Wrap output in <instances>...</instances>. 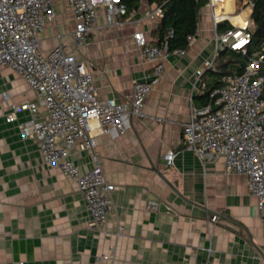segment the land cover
<instances>
[{"label":"crops","instance_id":"obj_1","mask_svg":"<svg viewBox=\"0 0 264 264\" xmlns=\"http://www.w3.org/2000/svg\"><path fill=\"white\" fill-rule=\"evenodd\" d=\"M52 1L55 19L39 34L40 51L62 45L91 73L98 100H130L133 83L148 80L155 66L132 39L140 32L156 45L159 22L145 15L155 5L141 0L119 27H108L99 13L89 41L75 49L67 0ZM199 14L189 49L164 58V74L144 102V114L162 122L127 117L122 133L93 132L97 163L115 187L102 227L92 225L76 181L45 165L36 142L20 136L18 125L29 113L7 122L12 106L34 103L35 95L14 71L0 67V264H264V215L248 180L225 174L221 160L201 164L183 146L181 127L191 109L202 108L213 79L203 71L214 51L210 15L207 8ZM197 71H203L199 78ZM45 116L39 107L35 118ZM169 150L176 154L172 167L162 160ZM71 161L81 173L95 166L90 151L77 148ZM150 201L167 210H148Z\"/></svg>","mask_w":264,"mask_h":264},{"label":"built area","instance_id":"obj_2","mask_svg":"<svg viewBox=\"0 0 264 264\" xmlns=\"http://www.w3.org/2000/svg\"><path fill=\"white\" fill-rule=\"evenodd\" d=\"M231 1V12L225 11L224 0H208L207 10L213 30L214 51L204 61V70L214 69V60L220 52L246 53L253 24L244 17L245 9H236ZM67 8L75 18L70 33L75 49L86 45L98 21L104 16L108 27H119L128 11L122 0H67ZM221 9L223 11H217ZM146 18L159 22L161 8L147 12ZM52 0H0V67L6 66L21 78L35 95L34 103L12 106L6 115L7 122H14L15 114L29 113V120L18 125L23 139L34 140L45 165L58 168L67 178L75 180L85 208L92 218V225L102 227L111 211V193L115 187L105 181L98 165L96 151L97 131L101 135L115 130L123 131L127 117L161 123V118L148 117L143 112L146 97L164 74L163 60L168 55L182 56L175 50L167 53L166 43L161 47L151 45L142 33L133 34L134 44L141 49L145 60L154 63L146 81L132 85L130 100L118 103L96 98V89L87 67L75 60L62 45L47 53L40 51V33L55 18ZM227 23L223 31L217 26ZM173 31L169 30L168 37ZM194 37L189 38V45ZM241 74L224 75L220 86L209 94V102L200 109H191L189 119L181 129L183 146L192 151L201 164L222 161L227 175L244 176L249 192L256 200V210L264 215V101L260 93L264 85L261 68L264 67V47L254 52ZM203 71H197L201 77ZM3 100L8 99L3 94ZM45 110L44 119H36L37 109ZM91 153L95 166L81 173L71 161L74 149ZM176 154L167 151L162 156L164 166L172 167ZM146 208L156 211L158 204L148 202ZM213 216L209 222L215 223ZM92 226V227H93ZM122 228H118L121 231Z\"/></svg>","mask_w":264,"mask_h":264},{"label":"trees","instance_id":"obj_3","mask_svg":"<svg viewBox=\"0 0 264 264\" xmlns=\"http://www.w3.org/2000/svg\"><path fill=\"white\" fill-rule=\"evenodd\" d=\"M208 0H147L148 5L159 6L163 17L160 19L157 27L153 30L157 38L156 46L161 47L166 43L167 53L178 50L183 53L189 49V38L195 37L198 30L200 19V11L206 8ZM226 3L225 11L231 12V1L224 0ZM236 9H245L248 3L251 4L250 20L253 24V32L251 39L245 45L246 53L231 52L228 50L220 52L215 62L222 59L226 54H231L237 60L225 62L220 61V65L214 70H208L213 77L211 83L205 88V93L201 96L204 107L209 102V94L220 86V79L224 75L241 74L247 61L254 52L260 50L264 46V0H235ZM127 11L133 13L138 10L141 0H122ZM219 11H223L219 9ZM218 11V12H219ZM226 27H230L227 23H221L217 26V30L223 31ZM169 30L173 31L172 36L168 37ZM261 75L264 77V67L261 69ZM261 99L264 101V85L260 93Z\"/></svg>","mask_w":264,"mask_h":264},{"label":"rangeland","instance_id":"obj_4","mask_svg":"<svg viewBox=\"0 0 264 264\" xmlns=\"http://www.w3.org/2000/svg\"><path fill=\"white\" fill-rule=\"evenodd\" d=\"M222 60H223V62H225L226 60L234 61V60H237V58L234 57L233 55H231L230 53L229 54H226V56H224L222 59L220 58V60H218V61L215 62L216 64L214 65V68H217L218 65H220V61H222ZM261 69H263V68H261Z\"/></svg>","mask_w":264,"mask_h":264},{"label":"water","instance_id":"obj_5","mask_svg":"<svg viewBox=\"0 0 264 264\" xmlns=\"http://www.w3.org/2000/svg\"><path fill=\"white\" fill-rule=\"evenodd\" d=\"M263 111H264V107H262V108L260 109V112H263ZM168 186L172 189L173 192L177 193L176 190L173 189L171 185L168 184ZM177 194H178V193H177ZM158 206H159V209H160V210H167V208H166V206H165L164 204H160V205H158ZM210 215H211V214H210ZM211 217H213V216L211 215ZM261 257H262V256H261ZM262 259H263V258H262ZM263 261H264V260H263Z\"/></svg>","mask_w":264,"mask_h":264},{"label":"bare ground","instance_id":"obj_6","mask_svg":"<svg viewBox=\"0 0 264 264\" xmlns=\"http://www.w3.org/2000/svg\"><path fill=\"white\" fill-rule=\"evenodd\" d=\"M219 11V10H218ZM218 11H217V13H218Z\"/></svg>","mask_w":264,"mask_h":264}]
</instances>
